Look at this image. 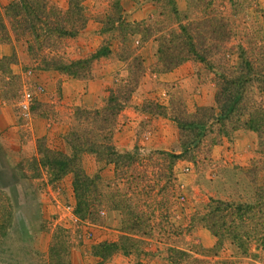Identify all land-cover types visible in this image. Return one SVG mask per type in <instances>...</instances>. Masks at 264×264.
Wrapping results in <instances>:
<instances>
[{
    "label": "rangeland",
    "instance_id": "obj_1",
    "mask_svg": "<svg viewBox=\"0 0 264 264\" xmlns=\"http://www.w3.org/2000/svg\"><path fill=\"white\" fill-rule=\"evenodd\" d=\"M11 1L0 0L7 27L0 26V116L10 118L8 129L33 125L38 136L22 151L17 135L8 151L12 170L0 175V264H264V147L257 134L227 137L210 124L181 130L172 119L214 105L213 75L193 62L156 72L159 27L193 20L201 10L189 0H172L177 14L167 0H86L85 30L47 53L79 60L106 47L108 54L91 62L89 75L73 78L40 70L43 57L29 50L28 35L7 25ZM49 1L64 11L69 0ZM213 2L211 11L232 25L228 48L241 41L264 67V0ZM117 4L125 31L105 26ZM129 76L138 81L110 140L117 160L110 163L103 148L74 156L66 138L80 133L77 109L102 108L108 91L128 85ZM25 91L32 95L27 112L19 105ZM148 101L165 110L146 113ZM105 135L93 141L105 144ZM74 182L96 215L76 212ZM216 202L233 206L214 211L227 222L214 220L212 233L207 220ZM237 205L248 207L242 221L229 218L242 213Z\"/></svg>",
    "mask_w": 264,
    "mask_h": 264
},
{
    "label": "trees",
    "instance_id": "obj_2",
    "mask_svg": "<svg viewBox=\"0 0 264 264\" xmlns=\"http://www.w3.org/2000/svg\"><path fill=\"white\" fill-rule=\"evenodd\" d=\"M85 1L69 0L67 9L64 11L49 0H12L8 4L6 9L7 25L16 36H22L23 33L28 35L29 39L26 40V43L30 44L29 50L35 56L43 57L41 61L44 66H41L40 70L56 71L69 77L82 78L89 75V65L93 60L107 56L108 49L106 47H100L88 58L79 60L64 59L62 55L54 57L47 53L48 48L60 46L66 39H73L85 30L89 21V17L85 13ZM167 1V5L172 7V13L177 14L173 1ZM156 2H160V0H156ZM189 2L193 4L192 8L201 10L198 17H194L193 20L184 17L177 21L176 26H161L157 31L160 36L157 39V62L155 65L158 69L156 72H171L184 63L193 62L201 65L209 77L213 75L210 78L211 81L214 79L217 90L213 106L197 107L191 116L184 117L185 115H182L183 118L176 116L172 120L181 130L193 128L205 130L208 124L210 127L218 126V131L227 137L237 130H249L257 134L260 146L263 148L264 67H261L260 64L261 55L259 58L254 55L257 60L254 59L255 57L249 55L241 41H237L236 45L228 48L231 36H234L231 35L232 25L227 19H224L221 12L213 13L211 11V6L214 5L213 0L206 3L204 0H189ZM113 10H115V16L108 18L105 26L110 25V28L125 31L129 27V23L121 18L119 5L117 4ZM0 26L2 29H7L3 23ZM109 27L107 31L112 30ZM166 29L168 31L162 33ZM16 32L20 33L16 34ZM133 62L138 63L142 68L137 59L135 61L133 59ZM231 62L233 65L230 64ZM257 63L260 66H256ZM131 70L129 67L130 75L133 73ZM134 75H137L136 71ZM135 76L127 78L128 85L110 89L106 104L102 108L77 109L76 117L82 122L79 126L82 135L78 131L72 130L66 138L74 156L79 152L85 153L86 150L97 155L99 149L103 148L105 151H109L105 155L109 156L110 163L117 160V158L114 159V156L118 157V155L110 140L117 117L130 101L133 92L131 84L138 81ZM260 94L263 96L259 101L257 96ZM146 104V108L144 107V110H147L146 113L157 114V112L165 110L155 102L148 101ZM100 132L106 133L105 138L109 142L96 144L93 141L97 137V133ZM60 158L64 159V156L60 155ZM65 160L68 162V158ZM60 165H64V162L59 161L58 166ZM79 186H81L79 183L74 182L77 200L76 212L82 216H85L84 214L87 212L89 215H96V212L91 210L92 207L84 201L83 187ZM216 203L218 209L210 208L207 220L212 233H215L217 228L215 221L218 225L221 221V227L227 222L224 221L225 214L223 217L215 216L214 211H221L223 207L222 211L225 212L233 206L231 203ZM235 208H237L236 211H242V213L236 215L230 212L229 218L244 220L248 213V207L237 205ZM194 262L196 263V260Z\"/></svg>",
    "mask_w": 264,
    "mask_h": 264
},
{
    "label": "crops",
    "instance_id": "obj_3",
    "mask_svg": "<svg viewBox=\"0 0 264 264\" xmlns=\"http://www.w3.org/2000/svg\"><path fill=\"white\" fill-rule=\"evenodd\" d=\"M7 116L8 115H5V116L1 115L0 116V167L2 170V172L0 170V175H3V171H5V172H7L6 176H8V173L10 172V170H12V165L10 163L11 161L9 159V154H8L9 152L8 151H9V146H12V144H13V140H15V138H17V135H18L19 139L21 137H24L21 144H20L21 150L24 151L26 148V144H25L26 141H29L33 138L35 140V137L38 136L37 129L33 125H30L28 127V131H24V130H22V128L20 130V128H18L17 126L16 127L12 126L11 129H8V126H11V125H10V118ZM11 130L16 131L17 133H13L14 131H11ZM25 130H27V129H25ZM23 131L25 133H22ZM28 150H29V152L27 155L29 157H31L33 155V154H31V152L33 150L31 143L29 144Z\"/></svg>",
    "mask_w": 264,
    "mask_h": 264
},
{
    "label": "built area",
    "instance_id": "obj_4",
    "mask_svg": "<svg viewBox=\"0 0 264 264\" xmlns=\"http://www.w3.org/2000/svg\"><path fill=\"white\" fill-rule=\"evenodd\" d=\"M31 102H32V95L28 91H25L19 103L21 109L24 110V112H27L29 110V106Z\"/></svg>",
    "mask_w": 264,
    "mask_h": 264
}]
</instances>
